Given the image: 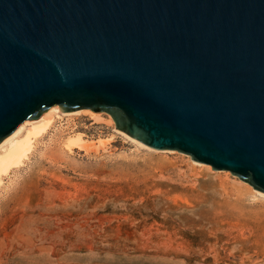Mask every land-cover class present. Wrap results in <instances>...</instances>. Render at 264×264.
I'll return each mask as SVG.
<instances>
[{
	"label": "water",
	"instance_id": "obj_1",
	"mask_svg": "<svg viewBox=\"0 0 264 264\" xmlns=\"http://www.w3.org/2000/svg\"><path fill=\"white\" fill-rule=\"evenodd\" d=\"M55 106L264 193V0H0V144Z\"/></svg>",
	"mask_w": 264,
	"mask_h": 264
},
{
	"label": "rangeland",
	"instance_id": "obj_2",
	"mask_svg": "<svg viewBox=\"0 0 264 264\" xmlns=\"http://www.w3.org/2000/svg\"><path fill=\"white\" fill-rule=\"evenodd\" d=\"M60 112L0 184V264H264L263 192L105 112Z\"/></svg>",
	"mask_w": 264,
	"mask_h": 264
},
{
	"label": "bare ground",
	"instance_id": "obj_3",
	"mask_svg": "<svg viewBox=\"0 0 264 264\" xmlns=\"http://www.w3.org/2000/svg\"><path fill=\"white\" fill-rule=\"evenodd\" d=\"M60 108H53L43 116L37 118L39 120H27L9 136L0 145V184L3 181L5 174H8L15 166H19L32 150L33 141L37 136L46 132L52 125L56 115L60 116ZM85 139L80 134H75L69 137L67 148L73 149H88L85 145ZM259 193V192H257ZM264 196L263 193H259Z\"/></svg>",
	"mask_w": 264,
	"mask_h": 264
}]
</instances>
